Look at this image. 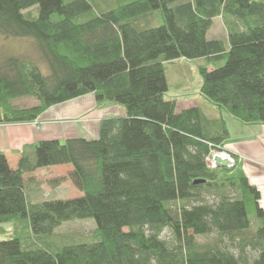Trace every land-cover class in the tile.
<instances>
[{"label": "trees", "instance_id": "trees-1", "mask_svg": "<svg viewBox=\"0 0 264 264\" xmlns=\"http://www.w3.org/2000/svg\"><path fill=\"white\" fill-rule=\"evenodd\" d=\"M217 18L226 42L208 39ZM0 35L31 40L38 55L0 59V124L35 123L88 94L127 113L103 119L97 139L41 141L17 168L0 152V233L17 229L0 240V264H264L260 191L238 156L232 168L208 161L230 137L226 122L214 133L199 107L178 112L165 98L166 64L207 61L201 96L264 125V0H0ZM22 99L37 104H14ZM65 165L82 196L36 199L26 176ZM86 219L91 240L56 239L64 223ZM216 233L220 244L197 239Z\"/></svg>", "mask_w": 264, "mask_h": 264}, {"label": "crops", "instance_id": "crops-1", "mask_svg": "<svg viewBox=\"0 0 264 264\" xmlns=\"http://www.w3.org/2000/svg\"><path fill=\"white\" fill-rule=\"evenodd\" d=\"M180 60L192 62L190 64H194V68L198 69V71L199 65H202L201 62L203 61ZM201 85L202 81L198 80L199 91L194 93L196 96L187 95V90L191 87V84L187 82L181 92L176 93L172 100H177L178 112L199 107L208 119V129L215 133L217 124L221 120H224L227 124L222 112L224 110L218 108L216 110L206 101L203 104L197 103L200 98H203L200 96ZM193 96L196 98L195 100ZM180 98L185 99L180 100ZM193 100L196 102L194 103ZM126 114V109L121 105L105 104L99 106L96 102L95 95L88 94L49 108L42 114L39 121H37L38 123L18 125L0 124V152L6 155L13 168H17L23 154L32 157L34 147L41 141L59 140L64 142L68 139L79 137L97 139L100 136V123L103 119L125 117ZM229 133L230 137L224 142V148L240 157V160L243 162L244 172L250 184L256 186L261 193L260 206L264 209V125L242 124L235 127L234 133L240 135V138H233L231 129H229ZM60 167H67L68 170L66 172L54 170L49 175L47 181H53V186H55V181L59 177L67 178L68 174L72 171V167L69 165L55 166L52 169ZM39 170L31 175H27L26 179H30L31 177L34 179L37 178L34 176L38 174ZM70 187L73 188L72 185Z\"/></svg>", "mask_w": 264, "mask_h": 264}, {"label": "rangeland", "instance_id": "rangeland-1", "mask_svg": "<svg viewBox=\"0 0 264 264\" xmlns=\"http://www.w3.org/2000/svg\"><path fill=\"white\" fill-rule=\"evenodd\" d=\"M226 37H227V28L223 22L222 19H215L214 24L211 28V30L208 33V39H220L226 42ZM7 55H19V56H25L28 57L30 60H37L38 55L35 52V49L33 47V43L29 39H16V38H11V39H6L3 36L0 35V59L3 56ZM190 61V60H189ZM192 62H184L182 60L175 61L173 63H168L165 66L166 69V76L169 84V91L165 95L166 99L172 100L173 96L176 93L181 92L182 88L185 86V84L188 82L191 84V87L188 88L187 95H194L199 91L198 88V80L202 81V78L199 74L198 69H195L194 64H190ZM203 65H208L207 61H202ZM223 62L220 63L222 65ZM41 66L44 68V65L41 64ZM213 68V67H211ZM45 70V69H44ZM46 72V71H45ZM201 90V89H200ZM193 96V97H194ZM201 96V93H200ZM202 97V96H201ZM192 98V96H191ZM185 98H180V100H183ZM194 100L196 99L195 97L193 98ZM203 99V100H202ZM193 100V102H194ZM206 101L204 98H200L197 103H204ZM196 102V101H195ZM194 102V103H195ZM207 102V101H206ZM15 105L19 107H32L37 104V102L34 99H22L19 101H16L14 103ZM185 104V103H184ZM105 105V104H104ZM100 106V105H99ZM103 106V105H102ZM216 110H218L215 106H213ZM223 116L225 117L227 121L228 128L232 130V137L233 138H240V135H236L234 133V128L237 126L242 125L240 121L237 119L233 118L230 116V114L226 111H222ZM38 123V122H37ZM39 125V124H37ZM245 125V124H244ZM242 137V136H241ZM217 154L213 158H216ZM237 156V155H236ZM219 157V156H218ZM240 159V157H239ZM236 164V161H234ZM211 164H213L211 167L215 168V159L211 161ZM57 170L58 172H66L68 170L67 167H60V168H54L52 167H44L39 170L38 174L33 178L34 182L37 181L34 184V194L36 195V199L44 201L47 199H59V200H68V199H74L79 196H82V193L77 190L73 184L72 181L69 178V174L67 178H61L59 177L57 180L60 181V185L58 187L53 186L54 182L47 181L49 179V175L54 171ZM56 180V181H57ZM39 182V183H38ZM42 185V186H41ZM72 185L73 188L70 186ZM33 188V187H32ZM253 217V216H252ZM251 217V218H252ZM252 225L253 227L256 226V220L253 217L252 218ZM22 227L20 226V235L23 236L24 239L28 238L30 240H33V238L29 234H24V231L22 232ZM8 233L1 232L0 233V240H4L10 237L11 233L15 232L16 229V224L12 223L4 227ZM19 232V231H18ZM95 232V223L91 219H86V220H76V221H71L64 223L61 227L56 229L55 234L57 235L56 239L60 242H70L74 241H88L91 240ZM30 236V237H29ZM164 239L167 240H172L173 236L172 233L169 229H166L163 233L162 236ZM200 243H215V244H220V238L219 235L216 233L213 236L209 238H203V237H198L197 238ZM68 243V244H70ZM221 247H227L232 249L236 254H239V249L236 248V246L230 244L228 240H225L221 242ZM246 257L248 258V262L252 261L256 256H257V251L247 249L246 251Z\"/></svg>", "mask_w": 264, "mask_h": 264}, {"label": "built area", "instance_id": "built-area-1", "mask_svg": "<svg viewBox=\"0 0 264 264\" xmlns=\"http://www.w3.org/2000/svg\"><path fill=\"white\" fill-rule=\"evenodd\" d=\"M215 154H217L216 156L221 157L223 160H226L229 162L230 165H236L234 163V161H236L234 154L229 152L228 150H226L225 148L223 150H218V151H213L212 155L208 158V161H213L215 158H213L215 156ZM213 164H211L212 166Z\"/></svg>", "mask_w": 264, "mask_h": 264}, {"label": "water", "instance_id": "water-1", "mask_svg": "<svg viewBox=\"0 0 264 264\" xmlns=\"http://www.w3.org/2000/svg\"><path fill=\"white\" fill-rule=\"evenodd\" d=\"M215 166L216 167H229V168H232L235 165H230L228 161L223 160L221 157L217 156L215 158ZM202 182H204V181H199V182H196V183H202Z\"/></svg>", "mask_w": 264, "mask_h": 264}]
</instances>
